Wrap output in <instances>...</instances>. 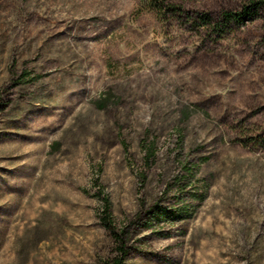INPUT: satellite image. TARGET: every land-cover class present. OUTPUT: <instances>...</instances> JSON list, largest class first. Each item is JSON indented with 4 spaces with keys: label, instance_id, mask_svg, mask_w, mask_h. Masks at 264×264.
I'll return each instance as SVG.
<instances>
[{
    "label": "rangeland",
    "instance_id": "374dc122",
    "mask_svg": "<svg viewBox=\"0 0 264 264\" xmlns=\"http://www.w3.org/2000/svg\"><path fill=\"white\" fill-rule=\"evenodd\" d=\"M263 133L264 11L0 0V264H111L100 195L123 264H264Z\"/></svg>",
    "mask_w": 264,
    "mask_h": 264
},
{
    "label": "trees",
    "instance_id": "16d2710c",
    "mask_svg": "<svg viewBox=\"0 0 264 264\" xmlns=\"http://www.w3.org/2000/svg\"><path fill=\"white\" fill-rule=\"evenodd\" d=\"M147 3L151 8L152 11L156 15L160 17H165L167 15H181L182 18L190 20L194 23H197L202 26H206L207 28H214V29H223L227 25H234V26H241L245 25L246 23L255 20L260 16V13L264 11V0H251L242 8L237 11H223L220 13L217 19H213L208 14H202L200 17L194 19L190 17V14L186 12L181 5L175 4L170 0H142ZM261 143H264V133L258 137ZM154 157V153L152 151H148L147 160H152ZM100 200L103 203V211L101 216V225L105 229V231L111 236L113 239L119 258H114L111 264H123V259L127 255L126 252V242H125V231H118L113 224L111 223L109 216H108V208L109 203L107 198L100 195ZM173 213L168 212L164 209L154 208L149 213V217L146 222V226L150 227L151 222L156 220L157 222L169 217Z\"/></svg>",
    "mask_w": 264,
    "mask_h": 264
}]
</instances>
